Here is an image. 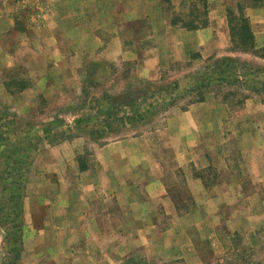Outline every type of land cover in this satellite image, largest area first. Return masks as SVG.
<instances>
[{
  "label": "rangeland",
  "instance_id": "rangeland-1",
  "mask_svg": "<svg viewBox=\"0 0 264 264\" xmlns=\"http://www.w3.org/2000/svg\"><path fill=\"white\" fill-rule=\"evenodd\" d=\"M0 264H264V0H0Z\"/></svg>",
  "mask_w": 264,
  "mask_h": 264
},
{
  "label": "crops",
  "instance_id": "crops-1",
  "mask_svg": "<svg viewBox=\"0 0 264 264\" xmlns=\"http://www.w3.org/2000/svg\"><path fill=\"white\" fill-rule=\"evenodd\" d=\"M174 50H175V48H173ZM184 57H185V55H184Z\"/></svg>",
  "mask_w": 264,
  "mask_h": 264
},
{
  "label": "trees",
  "instance_id": "trees-1",
  "mask_svg": "<svg viewBox=\"0 0 264 264\" xmlns=\"http://www.w3.org/2000/svg\"><path fill=\"white\" fill-rule=\"evenodd\" d=\"M247 37L245 36V39H246Z\"/></svg>",
  "mask_w": 264,
  "mask_h": 264
}]
</instances>
